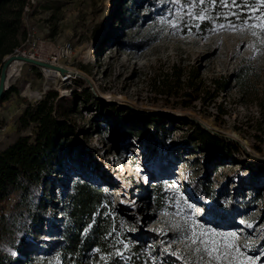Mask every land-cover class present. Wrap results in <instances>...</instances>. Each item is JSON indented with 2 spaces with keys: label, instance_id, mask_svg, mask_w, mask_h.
Returning <instances> with one entry per match:
<instances>
[{
  "label": "rangeland",
  "instance_id": "rangeland-1",
  "mask_svg": "<svg viewBox=\"0 0 264 264\" xmlns=\"http://www.w3.org/2000/svg\"><path fill=\"white\" fill-rule=\"evenodd\" d=\"M32 2L34 11L24 24L37 52L47 60L71 44L61 62L75 75L64 81L22 61L9 81L19 91L0 102V150L20 135L16 118L26 105L57 91L77 104L72 155L61 184L69 189L86 177L104 185L120 215L119 229L128 235L127 247L146 246L156 264H201L198 245L187 238V219L217 232H236L235 244L244 255L234 252L235 264H248L246 257L264 253V10L236 23L221 17L230 10L228 2L223 7L184 6V0ZM202 8L212 17L205 19L211 24L208 33L200 28L205 20L187 15ZM30 46L25 42L21 48L29 51ZM125 105L158 113L164 124L142 129V122L122 116L119 109ZM183 117L221 133L234 152L211 170L208 154L189 143L191 128ZM34 132L32 127L23 134ZM189 179L210 182L225 203L238 200L249 206L237 213L214 209L211 199L193 191ZM64 186L53 187L45 212L38 215L46 232L23 234L31 263L57 260ZM215 238L232 243L230 236ZM11 251L24 257L23 251Z\"/></svg>",
  "mask_w": 264,
  "mask_h": 264
},
{
  "label": "trees",
  "instance_id": "trees-1",
  "mask_svg": "<svg viewBox=\"0 0 264 264\" xmlns=\"http://www.w3.org/2000/svg\"><path fill=\"white\" fill-rule=\"evenodd\" d=\"M34 8L32 0H0V73L6 57L26 42L29 29L25 27L24 18L31 15ZM262 10L261 0H238V6L231 4L227 15L220 14L223 20L238 23L245 22L253 13ZM200 24L202 31L208 33L211 28L209 21ZM199 34L203 35V32ZM237 80L243 86L242 74ZM18 91L17 86L12 84L3 91L0 102ZM76 110L74 100L60 97L57 91L50 90L44 99L26 105L16 118L20 135L0 150V264H156L146 246L129 243L127 247L123 243V240H128V235L119 229L120 215L104 185L95 184L86 177L69 189L61 184L64 165L72 155L76 134L72 115ZM119 110L132 123L142 122V129L164 124L156 115L158 113L150 110H139L130 105L121 106ZM183 124L191 128L189 143L208 154L211 170L214 168L212 164H218L234 152L236 147L221 133L202 127L194 119L187 118L186 121L183 117ZM32 127L35 128L32 135L23 134ZM125 130H122L123 134ZM79 156L75 155L77 159ZM189 184L202 199H211L214 209L237 213L249 206V202L238 200L230 203L221 201L208 181L189 179ZM55 186L65 188L61 192L65 198V224L60 230L63 240L56 248L58 257L55 262L43 258L31 263L26 259L29 253L23 247V234H32L35 230L46 232V223H39L38 215L45 212L46 196ZM11 249L23 251L24 257L14 256Z\"/></svg>",
  "mask_w": 264,
  "mask_h": 264
},
{
  "label": "snow or ice",
  "instance_id": "snow-or-ice-1",
  "mask_svg": "<svg viewBox=\"0 0 264 264\" xmlns=\"http://www.w3.org/2000/svg\"><path fill=\"white\" fill-rule=\"evenodd\" d=\"M170 2H179V0H170ZM228 3L238 6V0H227ZM255 2V0H253ZM205 3H214L219 6H225L226 0H184V6L191 4L193 7H196L198 4ZM261 5L264 6V0H261ZM245 6H247L245 4ZM206 9H200L198 13H187V15H194L195 18L200 20L212 19L211 16L206 15ZM180 20H183V17H179ZM243 19V18H241ZM199 26V25H197ZM173 27H177V24H173ZM220 27H224V25H220ZM229 27H236L233 24H229ZM191 207V205H189ZM243 223V221H241ZM186 230L191 232V235L187 238L191 240L192 244L198 245L195 248L197 253H200L201 264H220L222 261H227L228 264H235L237 256L234 255L238 253L240 256H243L244 253L239 251V246L235 244L237 233L236 232H217L216 229H213L210 225L205 228L204 225H196L190 224L188 220H185ZM179 227V226H178ZM202 229V230H198ZM231 237L232 243L224 242L223 240H217L215 237ZM246 248L251 247L249 245H245ZM264 253L261 255H257L253 257H246L248 264H256V261H260V264H264V259H262Z\"/></svg>",
  "mask_w": 264,
  "mask_h": 264
},
{
  "label": "built area",
  "instance_id": "built-area-1",
  "mask_svg": "<svg viewBox=\"0 0 264 264\" xmlns=\"http://www.w3.org/2000/svg\"><path fill=\"white\" fill-rule=\"evenodd\" d=\"M26 42L29 45H31L29 47V51H27L26 49L22 50L21 47H17L14 50V53H19V54L25 55L27 57H33L35 59L43 60L40 57L39 53L37 52L36 40L33 38H30V35H29ZM70 49H72L71 44H67L65 47H61V50L58 52L57 55L55 54L54 56H52L50 59H47L46 61L51 62L55 65L64 66V64L61 62V56L62 55H65V56L68 55ZM14 53L12 55H14ZM43 61H45V60H43ZM46 68L55 70L57 72V75H59V76L62 75V80H64V81L70 80L75 75V72H73L69 69H67L65 72H60L59 70L54 69V68H50V67H44V70Z\"/></svg>",
  "mask_w": 264,
  "mask_h": 264
},
{
  "label": "water",
  "instance_id": "water-1",
  "mask_svg": "<svg viewBox=\"0 0 264 264\" xmlns=\"http://www.w3.org/2000/svg\"><path fill=\"white\" fill-rule=\"evenodd\" d=\"M7 59L5 60V63L3 64L1 68V73H0V98L3 95V91L9 88V79L8 77V70L9 67L14 63V60H20V61H26V62H31L37 66L40 67H50L59 70L60 72H65L67 69L64 66H59L55 65L51 62L48 61H43L39 59H35L33 57H27L25 55L19 54V53H14V55H10L6 57Z\"/></svg>",
  "mask_w": 264,
  "mask_h": 264
},
{
  "label": "bare ground",
  "instance_id": "bare-ground-1",
  "mask_svg": "<svg viewBox=\"0 0 264 264\" xmlns=\"http://www.w3.org/2000/svg\"><path fill=\"white\" fill-rule=\"evenodd\" d=\"M20 63H22V61L14 60V63H12V65L9 67V70H8V77H10L9 81L13 78V76L18 74L20 70V67H19ZM45 71L49 72L48 75H51V76L57 75V72L53 69L46 68Z\"/></svg>",
  "mask_w": 264,
  "mask_h": 264
}]
</instances>
